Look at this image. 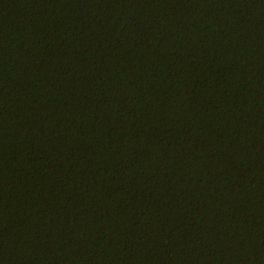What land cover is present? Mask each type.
Returning a JSON list of instances; mask_svg holds the SVG:
<instances>
[{
    "label": "trees",
    "instance_id": "obj_1",
    "mask_svg": "<svg viewBox=\"0 0 264 264\" xmlns=\"http://www.w3.org/2000/svg\"><path fill=\"white\" fill-rule=\"evenodd\" d=\"M0 264H264V0H0Z\"/></svg>",
    "mask_w": 264,
    "mask_h": 264
}]
</instances>
